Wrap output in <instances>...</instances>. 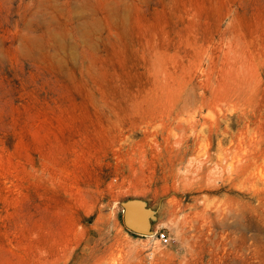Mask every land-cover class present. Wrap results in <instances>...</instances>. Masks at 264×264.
<instances>
[{"label":"rangeland","instance_id":"rangeland-1","mask_svg":"<svg viewBox=\"0 0 264 264\" xmlns=\"http://www.w3.org/2000/svg\"><path fill=\"white\" fill-rule=\"evenodd\" d=\"M0 264H264V0H0Z\"/></svg>","mask_w":264,"mask_h":264},{"label":"water","instance_id":"water-1","mask_svg":"<svg viewBox=\"0 0 264 264\" xmlns=\"http://www.w3.org/2000/svg\"><path fill=\"white\" fill-rule=\"evenodd\" d=\"M123 209V224L127 230L141 236L152 234L147 220V210L140 200H130L121 203Z\"/></svg>","mask_w":264,"mask_h":264},{"label":"built area","instance_id":"built-area-1","mask_svg":"<svg viewBox=\"0 0 264 264\" xmlns=\"http://www.w3.org/2000/svg\"><path fill=\"white\" fill-rule=\"evenodd\" d=\"M158 240L163 244V245H168L170 243V238L166 236L164 233H160L158 236Z\"/></svg>","mask_w":264,"mask_h":264}]
</instances>
